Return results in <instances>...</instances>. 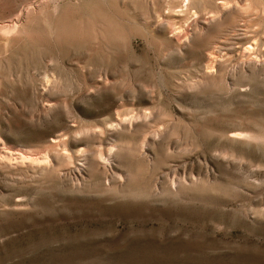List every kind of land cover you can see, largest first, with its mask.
Instances as JSON below:
<instances>
[{
	"label": "rangeland",
	"instance_id": "1",
	"mask_svg": "<svg viewBox=\"0 0 264 264\" xmlns=\"http://www.w3.org/2000/svg\"><path fill=\"white\" fill-rule=\"evenodd\" d=\"M0 264H264V0H0Z\"/></svg>",
	"mask_w": 264,
	"mask_h": 264
}]
</instances>
